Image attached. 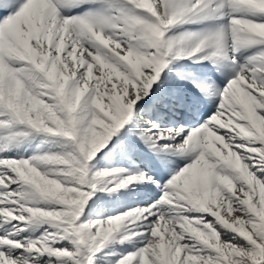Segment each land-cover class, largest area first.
<instances>
[{
    "label": "snow or ice",
    "instance_id": "6c2138e0",
    "mask_svg": "<svg viewBox=\"0 0 264 264\" xmlns=\"http://www.w3.org/2000/svg\"><path fill=\"white\" fill-rule=\"evenodd\" d=\"M0 264H264V0H0Z\"/></svg>",
    "mask_w": 264,
    "mask_h": 264
}]
</instances>
